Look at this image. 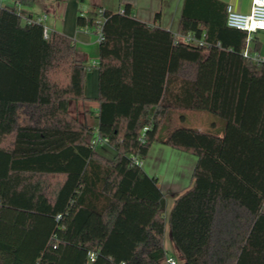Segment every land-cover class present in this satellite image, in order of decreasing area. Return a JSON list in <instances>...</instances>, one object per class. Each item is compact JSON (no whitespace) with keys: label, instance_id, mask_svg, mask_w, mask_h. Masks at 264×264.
<instances>
[{"label":"trees","instance_id":"1","mask_svg":"<svg viewBox=\"0 0 264 264\" xmlns=\"http://www.w3.org/2000/svg\"><path fill=\"white\" fill-rule=\"evenodd\" d=\"M16 1L0 6V264H164L167 222L184 264H264V63L244 57L248 35L227 26V5L184 1L179 34L204 46L130 4L104 10L93 124L70 111L89 72L74 41L45 39L18 10L35 0ZM97 21L80 15L77 27ZM177 110L223 123L173 127ZM154 143L197 157L168 218L159 179L135 163Z\"/></svg>","mask_w":264,"mask_h":264},{"label":"crops","instance_id":"2","mask_svg":"<svg viewBox=\"0 0 264 264\" xmlns=\"http://www.w3.org/2000/svg\"><path fill=\"white\" fill-rule=\"evenodd\" d=\"M185 0H68L65 2H59L57 0H35L32 7L22 6L20 13L25 17L37 19L44 15H47L43 24L50 30V33H59L71 38L74 41L76 48V58L78 61L84 62V64L89 68L95 79V91H89V78L87 75L86 79V97L87 100H82L74 102L71 105L70 111L74 107L77 113L83 115L84 121L82 123H87L90 121L95 124L100 104L97 101L99 95V57H100V43L99 37L96 44L93 33L95 29H84L77 27V18L80 15H85L89 17H94L99 20L100 10H109L113 12H122L125 5L130 4L133 7L135 17L150 25L155 27H160L164 30L172 32L175 36L180 35V22L184 9ZM225 3L227 6L229 4L233 5L236 11L241 13H250L252 10L253 0H219ZM159 16V17H158ZM97 32V31H95ZM258 45V47H257ZM249 55L255 56L259 55L264 58V32H260L252 35L251 40L247 41V48ZM90 58L94 59V66H90L88 60ZM96 69V70H93ZM79 111V112H78ZM179 110L174 113L172 126L174 124L178 126L177 118H180ZM80 117V115L78 116ZM90 119V120H89ZM164 144L154 143L151 147L152 149L163 151L165 148L162 146ZM150 150V153H151ZM98 152V151H97ZM99 153V152H98ZM149 153V154H150ZM100 155L104 156L102 153ZM116 153L114 154V156ZM191 155V154H190ZM114 156L112 158H114ZM149 156V155H148ZM194 156V155H192ZM105 157V156H104ZM195 157V156H194ZM107 158V157H106ZM108 158V159H112ZM197 158V157H196ZM197 164V159H193L189 163V168L187 172V179H184L182 175H179L178 179H175L173 184L169 187H165L162 180L158 178L156 171L145 169V161H143L142 168L151 177H157L160 181V187L162 192L165 194L167 199V194H177L180 195L186 189L192 185V175ZM186 178V176H185ZM176 199V198H175ZM174 199V201H175ZM174 205V203H173ZM264 212V207H263ZM168 239L167 227L165 230V243ZM165 248L168 252V247L165 244Z\"/></svg>","mask_w":264,"mask_h":264},{"label":"rangeland","instance_id":"3","mask_svg":"<svg viewBox=\"0 0 264 264\" xmlns=\"http://www.w3.org/2000/svg\"><path fill=\"white\" fill-rule=\"evenodd\" d=\"M0 6L4 7L9 10L17 9L15 8L14 0H6L4 2H1L0 0ZM18 10H22L21 7H19ZM94 42L93 44H96L98 40V33L94 31ZM90 66H94V59L90 58L88 60ZM96 70V69H93ZM88 75H90L89 80V91L93 92L95 91V79H93V75L91 71L88 72ZM94 84V85H93ZM79 112V111H78ZM71 114L73 117H76L80 122L84 121L83 115L77 113V110L73 107L71 110ZM80 115V117H78ZM180 118H177L178 120V126L174 124V127L184 126V127H194L202 131H206L210 129V123H213L214 121H220L222 120L218 118L217 116L206 113V112H199V111H189V110H179L178 113ZM223 123V122H222ZM164 146L163 151H158L155 149L151 150V153L149 156L145 159V169L154 170L156 171L158 178L162 180V183L165 187H169L173 184L175 179L181 178L183 176L184 179L180 180H186L187 179V172L189 168V163L193 159H197L196 157L179 151L177 149H174L167 145ZM97 151L99 153H102L107 158H112L114 154L116 153L115 150L108 144H101L97 146ZM179 175H182L179 177ZM186 176V178H185ZM58 179L51 178L50 182L52 185H55ZM177 197V194L169 193L167 194V212H166V218H168L172 207L174 203V199ZM167 236L168 239L166 240L167 245V255L173 256L177 261L178 264H184V260L181 256V253L176 248L172 237H171V231H170V225L167 222Z\"/></svg>","mask_w":264,"mask_h":264},{"label":"built area","instance_id":"4","mask_svg":"<svg viewBox=\"0 0 264 264\" xmlns=\"http://www.w3.org/2000/svg\"><path fill=\"white\" fill-rule=\"evenodd\" d=\"M6 0H1V2H4ZM15 6L18 5V2L14 0ZM124 11H122L123 13ZM104 10H100L99 12V20L97 21L99 24V28L97 30L99 41H102L103 39V33H102V26L104 23V16H103ZM22 16L24 22L28 24H41L44 27V38L49 39L51 36L50 30L44 26L43 21L46 20L47 15H44L40 18L33 19L29 17L23 16V14L20 13ZM227 26L232 29L241 30L244 32H247L248 38L247 41L251 40L252 35L264 32V0H253L252 4V10L250 13H241L235 10L233 5L229 4L227 6ZM176 39L180 42L186 43V44H192L195 46H204L206 45V41L204 38H197L194 34H187V35H177L175 36ZM244 57L251 58L258 62V64L264 63V58L261 56H251L249 55L248 50H245L243 53ZM101 144H108L107 139H102L100 137L93 140V145L97 147ZM135 163L139 166L143 165V161L139 159H135ZM91 261H95V254H90ZM164 264H178V261L173 257L167 255L164 261Z\"/></svg>","mask_w":264,"mask_h":264}]
</instances>
